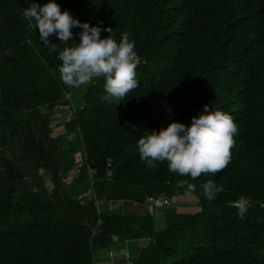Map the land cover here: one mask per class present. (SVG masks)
<instances>
[{
  "label": "trees",
  "instance_id": "obj_1",
  "mask_svg": "<svg viewBox=\"0 0 264 264\" xmlns=\"http://www.w3.org/2000/svg\"><path fill=\"white\" fill-rule=\"evenodd\" d=\"M56 2L113 28L117 40L129 35L138 87L118 105L103 99L104 78H91L75 118L52 125L74 90L59 79L58 52L81 29L67 44L53 35L50 52L22 15L31 0H0V264H93L113 237L141 240L130 264H264V0ZM204 105L237 124L226 169L192 179L140 160L141 136L190 125ZM208 180L222 187L212 200L201 187ZM151 195H191L197 207L168 208L161 229L148 214L107 210ZM241 196L250 203L244 219L230 205Z\"/></svg>",
  "mask_w": 264,
  "mask_h": 264
},
{
  "label": "clouds",
  "instance_id": "obj_2",
  "mask_svg": "<svg viewBox=\"0 0 264 264\" xmlns=\"http://www.w3.org/2000/svg\"><path fill=\"white\" fill-rule=\"evenodd\" d=\"M22 15L29 22V28L38 29L39 40L44 47H48L50 52L57 50V44L51 43L53 35L61 43L67 44L69 40H73L72 29H81L75 34L79 37V42H76L74 47H65L58 52L57 58L62 62L58 67L59 79L64 85L76 88L88 83L91 78L103 77L106 91L103 99L116 102L118 105L131 90L138 87L135 71L137 66L135 43L130 40L126 32L122 33L117 40L113 28L102 27L101 24L90 26L87 22H81L69 11L61 12V6L56 0H48L42 6L35 0H31L29 6L24 8ZM102 32H108L110 35L102 39ZM163 103L166 104V102ZM166 111L171 113L170 108H166ZM59 120L62 121L60 118ZM237 131V124L230 114L220 110L210 111L209 106L204 105L202 112L191 118L190 125L172 122L159 131L146 132L137 140L136 148L140 160L147 167L154 168L157 162H167L170 172L196 179L201 174H216L227 168ZM89 179L91 181L93 179L91 172ZM178 187L184 188L186 194H191L195 190L191 183L181 182ZM201 187L204 197L208 200L214 199L222 191V187L213 180L204 182ZM152 196L159 200H167L169 203L154 207L151 212L148 199ZM149 197L144 205L150 216H154L159 208H162L164 212L168 208H177L178 197L175 205L170 196L151 195ZM249 204V199L243 196L230 203L232 207L237 208L240 219L245 218ZM163 218L162 220L165 221L166 218ZM152 220L155 219L152 218ZM154 227L156 228L155 222ZM113 239L118 242L117 237Z\"/></svg>",
  "mask_w": 264,
  "mask_h": 264
},
{
  "label": "rangeland",
  "instance_id": "obj_3",
  "mask_svg": "<svg viewBox=\"0 0 264 264\" xmlns=\"http://www.w3.org/2000/svg\"><path fill=\"white\" fill-rule=\"evenodd\" d=\"M85 85V84H84ZM83 85V86H84ZM83 86H81V87H79V88H74V90H71V93H72V96H70V98H68V99H70L71 100V109H72V111L73 112H77L78 111V109L81 107V106H83L84 105V99L85 98H83L84 97V95L82 94V91H83ZM85 88V87H84ZM67 99V100H68ZM64 104H61L60 106H63ZM61 108H63V107H61ZM45 111V110H44ZM62 111H64V110H62ZM61 111V112H62ZM62 114L63 113H60V114H58V113H56L54 116H53V118H52V121H53V123H52V125L53 124H55V122H61L60 120H59V117H61L62 116ZM81 155H80V153H78V154H76V157H75V159H76V164L77 165H80V163L82 162V159H81ZM189 196H191V195H189ZM172 199V202H173V205H175V203L177 202V198H175V197H171ZM191 198H193V196H191ZM108 207V206H107ZM191 207H193V205H191ZM187 209H186V211H189L191 208L190 207H186ZM107 210L108 211H114L115 213H121V215H130V214H144V215H146L147 214V210H146V205H140V206H138V205H130V203L129 204H127L126 202H123V201H114L112 204H111V206L109 207V208H107ZM160 214H162L161 215V217H164V219L167 217V215L165 216V214H167V213H165L164 211H163V209L162 208H159V209H157L156 210V212H155V215L154 216H150L151 218H153V219H155V221H156V219H159L158 218V216L160 215ZM160 217V216H159ZM152 221V220H151ZM157 228H161L160 227V224L157 226ZM116 239V238H115ZM147 241V240H146ZM125 247L128 249V251L127 250H125V252H124V254H123V258L124 259H126V257H131V258H129L130 260H132V259H134L135 258V256H137V254H138V252H136V251H134V253H130V251L131 250H133L134 248H135V245L136 244H134V243H128V242H126L125 244ZM135 250V249H134ZM133 252V251H132ZM136 252V253H135ZM111 255H113V257H117V256H119V257H121L120 255H119V251L116 249L115 251H111V252H109ZM97 255V252L96 253H94V255H93V262L95 263V256ZM93 263V264H94ZM125 263H127V264H130V261L129 260H126V262Z\"/></svg>",
  "mask_w": 264,
  "mask_h": 264
},
{
  "label": "crops",
  "instance_id": "obj_4",
  "mask_svg": "<svg viewBox=\"0 0 264 264\" xmlns=\"http://www.w3.org/2000/svg\"><path fill=\"white\" fill-rule=\"evenodd\" d=\"M194 202H195V199L191 198V196H181V197H178V202H177L176 206H177L179 212H184V210L186 211V209H187L186 207L191 208V205L196 206L194 204ZM158 218L159 219H157L155 221L156 228H157L158 224H160V227H164L165 221L162 220L161 216ZM126 242H128L129 244L130 243L136 244L135 248H134L135 250L134 249L131 250L130 253H134V251L140 252V249L142 248V245H143L141 240H139V239L138 240H125V241L115 242L107 250L97 252V255L95 256V263L94 264H127V263H125L126 260L130 261L129 258H131V257H126V259H124L122 257L125 250L128 251V249L124 245ZM116 249L119 251V255L121 257H119V256L113 257V255H111L109 253L111 251H115Z\"/></svg>",
  "mask_w": 264,
  "mask_h": 264
},
{
  "label": "built area",
  "instance_id": "obj_5",
  "mask_svg": "<svg viewBox=\"0 0 264 264\" xmlns=\"http://www.w3.org/2000/svg\"><path fill=\"white\" fill-rule=\"evenodd\" d=\"M137 61H139L137 59ZM91 82V79L88 81V83ZM70 93H66V99L70 98ZM75 117V112L72 111L71 109V106L67 108V110H65L62 114L61 117H59L62 121H66V122H69L71 121L73 118ZM111 175V172L109 171L108 173V176ZM149 202L151 204L150 206V209H151V212L153 211L154 207H160V206H163L165 204H168L169 202L167 200H159L157 199L156 197L152 196V197H149Z\"/></svg>",
  "mask_w": 264,
  "mask_h": 264
}]
</instances>
